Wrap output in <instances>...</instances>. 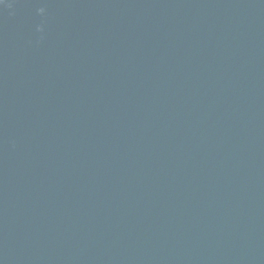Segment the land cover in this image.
Returning a JSON list of instances; mask_svg holds the SVG:
<instances>
[{
	"label": "water",
	"instance_id": "1",
	"mask_svg": "<svg viewBox=\"0 0 264 264\" xmlns=\"http://www.w3.org/2000/svg\"><path fill=\"white\" fill-rule=\"evenodd\" d=\"M0 264H264V0H0Z\"/></svg>",
	"mask_w": 264,
	"mask_h": 264
},
{
	"label": "clouds",
	"instance_id": "2",
	"mask_svg": "<svg viewBox=\"0 0 264 264\" xmlns=\"http://www.w3.org/2000/svg\"><path fill=\"white\" fill-rule=\"evenodd\" d=\"M40 11H43V9H40Z\"/></svg>",
	"mask_w": 264,
	"mask_h": 264
}]
</instances>
